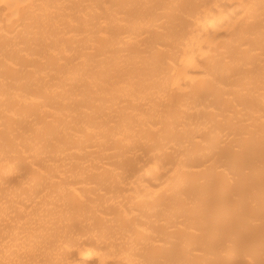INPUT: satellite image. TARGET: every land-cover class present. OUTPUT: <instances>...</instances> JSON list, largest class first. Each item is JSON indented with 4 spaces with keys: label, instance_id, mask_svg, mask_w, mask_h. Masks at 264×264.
<instances>
[{
    "label": "bare ground",
    "instance_id": "bare-ground-1",
    "mask_svg": "<svg viewBox=\"0 0 264 264\" xmlns=\"http://www.w3.org/2000/svg\"><path fill=\"white\" fill-rule=\"evenodd\" d=\"M0 264H264V0H0Z\"/></svg>",
    "mask_w": 264,
    "mask_h": 264
}]
</instances>
